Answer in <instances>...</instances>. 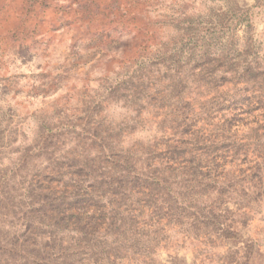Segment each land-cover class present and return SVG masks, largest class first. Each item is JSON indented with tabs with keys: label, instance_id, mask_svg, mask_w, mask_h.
<instances>
[{
	"label": "rangeland",
	"instance_id": "1",
	"mask_svg": "<svg viewBox=\"0 0 264 264\" xmlns=\"http://www.w3.org/2000/svg\"><path fill=\"white\" fill-rule=\"evenodd\" d=\"M260 3L245 9L237 0H212L216 6L205 9L203 0H0V24L14 17L27 26L24 43L0 53V163L6 155L18 154L14 170L0 168V220L15 217L28 231L23 213L39 200L43 160L132 157L138 166L147 160L166 164V149L178 140H186L180 147L189 148L187 137L203 119L191 116L187 97L193 91L201 96V90L220 92L200 106L210 120L228 111L233 113L225 120L229 128L255 125L242 129L239 141L218 144L229 145V166L231 160L245 166L243 159L254 151L259 158L247 165L264 163V127L249 117L260 110L251 112L245 99L264 90V13L253 12ZM193 56L202 65L195 71L187 67ZM170 67H181L182 77ZM49 129L53 132L44 144L63 152L41 154ZM150 129L168 135L153 136L149 144L145 138ZM196 145L214 147L191 146ZM70 150L82 153L70 155ZM9 171L17 183H4ZM175 173L171 180L184 181ZM244 175L248 182L239 174L236 182L230 176L233 190L255 185L249 172ZM225 184L201 193L196 201L223 214L220 226H204L202 219L197 228L192 218L165 220L161 230L160 225L146 230L154 243L147 254L134 258H142V264H247L238 261L233 248L242 244L245 255H251L255 244L245 243L237 225L246 228L254 218L245 211L246 204L224 209L227 196L218 193ZM238 212L242 215L236 219ZM31 230L36 232V226ZM130 262L132 258L123 264Z\"/></svg>",
	"mask_w": 264,
	"mask_h": 264
},
{
	"label": "trees",
	"instance_id": "2",
	"mask_svg": "<svg viewBox=\"0 0 264 264\" xmlns=\"http://www.w3.org/2000/svg\"><path fill=\"white\" fill-rule=\"evenodd\" d=\"M187 65L192 71L198 66L202 67L195 61L194 56L190 57ZM180 68L169 69L177 78H181L183 70ZM259 89V94L247 95L245 99L251 102L248 106L251 112L260 110L249 116L252 117V122H258L259 127H264V123L260 122L264 119V90ZM52 132L49 129L43 134L45 141L40 145L43 155H53V152L58 151L55 145L44 144ZM173 143L172 149L169 147L166 149L169 158L166 164L161 162L153 164L147 160L144 166H138L132 157L112 161L80 159L62 161L64 159L51 158L41 161L39 163V176L42 177L39 180L41 193L39 200L35 198L38 206L34 202V209L23 213L28 218V230L32 226H36V232L38 229L39 231L53 228L59 231L71 229L79 237L78 242L82 247L93 249L88 264H123V261L129 258H132L129 264L135 262L142 264L144 263L142 258L134 257L147 254L154 243L153 239L149 240L146 230H151L157 225H160L161 230V224L165 220L174 222L181 218H186L185 220L192 218L191 222L196 228L199 224L197 222L201 219L204 226L221 225L220 215H223L221 212L217 214L212 207L206 208L196 203L201 193L213 190L220 184V177L226 175L221 169L228 170L233 182H236L238 174L248 182L249 178L244 179L246 177L243 176L249 172L250 180L255 181L254 187L264 186V163L247 165L255 164L259 158L255 151L251 152L250 157L243 159L245 166L242 163H234L233 160L229 166L227 144L209 146L206 150V147L197 145L189 148L180 147L188 144L186 140ZM60 150L58 152H63V149ZM81 153V150L68 152L70 155ZM205 154L211 156V170H206L208 164L205 163V159L203 160ZM175 171L183 176L184 181L171 180L176 174ZM232 181L228 179L224 187H219V197L229 196V188L232 190L235 188L234 184H231ZM49 190L52 191L45 192ZM214 203L224 204L221 200ZM80 207L90 210L80 213L78 211ZM100 234L107 239H102Z\"/></svg>",
	"mask_w": 264,
	"mask_h": 264
},
{
	"label": "clouds",
	"instance_id": "3",
	"mask_svg": "<svg viewBox=\"0 0 264 264\" xmlns=\"http://www.w3.org/2000/svg\"><path fill=\"white\" fill-rule=\"evenodd\" d=\"M237 2L240 7L245 9L252 8L256 4V0H237ZM202 6L206 9L216 5L212 4V0H203ZM253 12L264 13V0H261L259 8H253ZM26 31L27 26L21 25L14 17L0 24V53H10L24 43L23 35ZM262 56H264V53H262ZM5 59L7 60L8 57H5ZM24 83L26 82L22 81L21 86ZM190 87H194V85L190 84ZM234 90L228 88L225 91ZM201 91L203 92L202 96L193 91L187 97L191 100V116L193 119L203 117L196 124L192 135L187 137L190 141L189 147L197 143L215 146L225 141H239L242 129L246 132L255 126L248 122L247 128H245L244 124L239 123L235 127L229 128L225 125V120L229 119L233 113L228 111L219 113L215 120H210L208 113L203 112L200 106L201 104L209 103L212 95L219 97L220 92ZM257 116H260V114H257ZM246 120L250 121V118H246ZM260 122L264 123V119H261ZM160 135L167 136L168 133H160L150 129L145 142L150 144L153 136L159 137ZM17 155H6L4 162L0 163V168L14 170L18 164ZM210 161L211 156L205 158V163L208 164V169L206 170L212 169ZM221 171H224L226 175L220 177V183L225 184L231 178L230 173H228L227 169H221ZM213 176H215V171H213ZM4 183H17L16 179L11 178V171L4 177ZM225 199L228 203L224 205V209L232 208L233 205L239 207L242 204H246L247 208L245 211H247L248 216L254 218L249 221L246 228L239 223L237 225L245 243L254 242L255 244L250 256L245 255L246 249H244L242 244H237L233 248V252L238 250V261H247V264H264V219H262L264 218V186L257 185L254 187L251 183H245L237 186L236 190L232 191ZM224 209H221V211ZM241 215L242 213L238 212L234 218L239 219ZM21 223L22 221H17L15 217H5V219L0 220V264H88L93 249L82 247L78 242L79 237L71 229L59 231L53 228L48 231L33 232L31 228L25 231ZM41 228H43V225ZM100 235L102 239H107L102 234ZM249 237H251V240H249ZM70 253L75 254L71 255Z\"/></svg>",
	"mask_w": 264,
	"mask_h": 264
}]
</instances>
